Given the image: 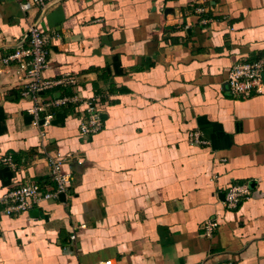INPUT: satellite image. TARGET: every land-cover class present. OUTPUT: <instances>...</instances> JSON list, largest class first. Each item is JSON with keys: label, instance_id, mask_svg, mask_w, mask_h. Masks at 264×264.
<instances>
[{"label": "crops", "instance_id": "0c3cea01", "mask_svg": "<svg viewBox=\"0 0 264 264\" xmlns=\"http://www.w3.org/2000/svg\"><path fill=\"white\" fill-rule=\"evenodd\" d=\"M25 1L0 0V56L37 23L43 76L73 74L102 126L81 135V107L47 105L41 137L20 72L0 63V157L14 163L0 164V198L49 184L48 155L65 156L73 176L67 193L0 213V264H264V86L242 98L227 84L235 63H264V0H48L23 11ZM195 129L208 144H189ZM235 184L250 195L227 208ZM207 219L218 223L210 237Z\"/></svg>", "mask_w": 264, "mask_h": 264}, {"label": "built area", "instance_id": "2783aa9c", "mask_svg": "<svg viewBox=\"0 0 264 264\" xmlns=\"http://www.w3.org/2000/svg\"><path fill=\"white\" fill-rule=\"evenodd\" d=\"M48 0H27L19 4L23 11L33 6H43ZM203 10V9H201ZM48 36L44 34L37 23H31L26 29V38L13 52L0 56L3 65H15L20 72L23 83L20 84L21 97L31 102L28 111L31 114V125L39 129V135L44 136L43 128L52 119V114L46 112L47 105L53 107L72 106L82 109L85 118L79 124L81 135L87 136L96 133L102 126V115L96 105L95 96L83 97L77 90V79L71 73H65L57 78L43 76L47 67ZM264 63L258 60H242L232 65L227 74L229 92L235 97H249L254 93H262L264 80ZM57 87H69L70 93L60 97L45 100L43 94L47 90ZM187 141L191 145H206L207 139L202 138L195 129L188 133ZM69 156V155H67ZM65 156L60 154L48 155L50 183L27 182L8 189L0 198V213L6 215H19L34 205L57 198L61 193H67L73 181L70 172H63L61 165ZM0 164L14 168V163L9 156L0 157ZM250 195L246 184H235L227 189L224 194L223 205L227 208L235 207L239 202ZM218 227L217 221L207 219L202 223V233L210 237ZM71 239L75 238L74 233ZM98 264H116L114 259L108 258ZM227 264V263H220Z\"/></svg>", "mask_w": 264, "mask_h": 264}, {"label": "water", "instance_id": "95a60500", "mask_svg": "<svg viewBox=\"0 0 264 264\" xmlns=\"http://www.w3.org/2000/svg\"><path fill=\"white\" fill-rule=\"evenodd\" d=\"M262 78H263V80H264V73L262 74Z\"/></svg>", "mask_w": 264, "mask_h": 264}]
</instances>
